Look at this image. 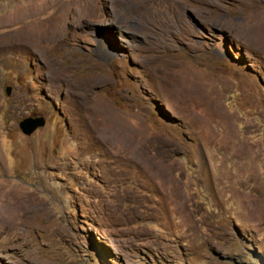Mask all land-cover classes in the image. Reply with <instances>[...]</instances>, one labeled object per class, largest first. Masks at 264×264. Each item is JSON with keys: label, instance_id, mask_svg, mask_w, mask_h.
I'll return each mask as SVG.
<instances>
[{"label": "rangeland", "instance_id": "1", "mask_svg": "<svg viewBox=\"0 0 264 264\" xmlns=\"http://www.w3.org/2000/svg\"><path fill=\"white\" fill-rule=\"evenodd\" d=\"M0 264H264V0H0Z\"/></svg>", "mask_w": 264, "mask_h": 264}, {"label": "water", "instance_id": "2", "mask_svg": "<svg viewBox=\"0 0 264 264\" xmlns=\"http://www.w3.org/2000/svg\"><path fill=\"white\" fill-rule=\"evenodd\" d=\"M11 88H6V94L9 95ZM44 126L42 118H26L19 123V128L24 135L30 136L37 128Z\"/></svg>", "mask_w": 264, "mask_h": 264}]
</instances>
